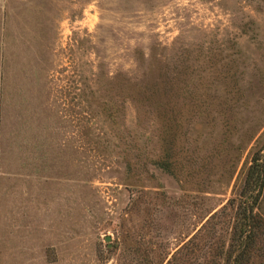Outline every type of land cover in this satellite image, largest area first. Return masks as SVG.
<instances>
[{
	"label": "rangeland",
	"instance_id": "374dc122",
	"mask_svg": "<svg viewBox=\"0 0 264 264\" xmlns=\"http://www.w3.org/2000/svg\"><path fill=\"white\" fill-rule=\"evenodd\" d=\"M128 81L191 82L205 105L138 120ZM263 145L264 0H0V264L157 260ZM174 150L176 176L153 161Z\"/></svg>",
	"mask_w": 264,
	"mask_h": 264
},
{
	"label": "trees",
	"instance_id": "16d2710c",
	"mask_svg": "<svg viewBox=\"0 0 264 264\" xmlns=\"http://www.w3.org/2000/svg\"><path fill=\"white\" fill-rule=\"evenodd\" d=\"M113 84L114 91L136 107L138 120L141 118L143 121L152 115L156 120L151 122L169 126L172 130L179 125L173 121L178 109L190 110L205 105L200 96L191 95L193 90L201 93L199 86L191 89V82L187 81H128ZM111 108V118L115 124L118 106L113 104ZM169 136L171 144H175V133ZM178 160L175 150L174 153L166 152L153 159L157 166L174 176L180 172ZM263 189L264 145L251 155L237 195L228 198L220 208L204 214L199 227L196 224L193 232L173 252H166L157 260L145 255L138 264H253L256 257L263 256L260 243L264 238V219L255 213Z\"/></svg>",
	"mask_w": 264,
	"mask_h": 264
},
{
	"label": "water",
	"instance_id": "95a60500",
	"mask_svg": "<svg viewBox=\"0 0 264 264\" xmlns=\"http://www.w3.org/2000/svg\"><path fill=\"white\" fill-rule=\"evenodd\" d=\"M106 239H107V240H109V239H110V237H109V236H107V237H106Z\"/></svg>",
	"mask_w": 264,
	"mask_h": 264
}]
</instances>
